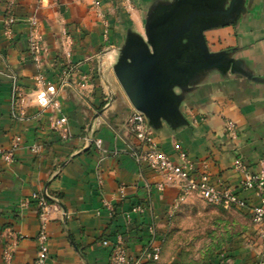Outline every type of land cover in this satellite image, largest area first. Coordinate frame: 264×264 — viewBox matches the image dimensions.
I'll return each mask as SVG.
<instances>
[{"label": "crops", "instance_id": "1", "mask_svg": "<svg viewBox=\"0 0 264 264\" xmlns=\"http://www.w3.org/2000/svg\"><path fill=\"white\" fill-rule=\"evenodd\" d=\"M170 1L0 0V149H8L13 136L21 138L13 163L0 161V264L8 228L23 236L12 264H33L41 220L32 194L50 196L43 218L45 264H109L110 248L101 241H114L117 234L135 258L153 236H171L182 210L205 203L192 192L170 217L179 190H159L162 177L134 160L130 149L137 141L128 124L134 109L112 69L127 31L143 36L150 10ZM237 11L234 22L203 32L207 51L226 63L196 72L191 85L176 90L182 97L180 117L151 130L172 161L183 150L195 163L189 178L196 179L205 163L210 184L233 187L247 202V208L229 210L239 235L218 254V264H260L264 248L249 212L257 199L236 188L241 174L232 165L239 157L254 173L264 157V0H240ZM28 19L38 23L40 68L28 53ZM38 73L54 85L66 79L59 111L29 101ZM14 78L27 97L24 117L15 110ZM60 116L67 119L65 138L49 127ZM228 120L235 125V139L225 131ZM33 143L42 147L39 154L30 150ZM142 264H178V259L167 243L157 262Z\"/></svg>", "mask_w": 264, "mask_h": 264}, {"label": "built area", "instance_id": "2", "mask_svg": "<svg viewBox=\"0 0 264 264\" xmlns=\"http://www.w3.org/2000/svg\"><path fill=\"white\" fill-rule=\"evenodd\" d=\"M14 1L11 0V4ZM27 22L29 24L27 39L28 53L35 65L40 68L43 48L38 23L35 19H28ZM13 23L14 19L9 15L5 24L10 28ZM34 81L36 88L32 91V98L29 101L40 109H51L54 112L59 111L60 103L58 95L60 90L67 85L66 79L62 78L57 85H54L46 81L42 73H38ZM12 93L16 113L24 117L28 101L27 97L22 94L15 78L12 83ZM128 124L137 141L136 147L130 149L134 160L139 164L146 165L151 171L162 177V181L157 185L159 190L164 189L166 186H174L179 190L177 202L170 213V217L177 208V205L192 192H196L202 200L213 206L223 208L248 207L247 202L237 196L235 188L226 185L215 187L210 184L205 163L202 164V170L197 172L196 179L189 178V174L195 169V163L190 160L187 153L183 150H178V161H172L153 140L152 130L147 125L142 113L134 110L128 119ZM49 127L61 133L64 138L67 136V119L64 116L52 119ZM225 131L231 139L237 137L235 125L230 120L225 122ZM94 144L98 149L101 148V140H95ZM20 145V136H13L9 148L6 150L0 149V161L4 165L12 164L14 154ZM41 148L38 143H33L30 146V150L35 154H39L42 150ZM257 165L258 170L251 173L246 164L239 157H235L232 166L236 172L241 174V179L236 188L240 191L253 193L257 199V203L249 207V212L251 223L256 228L257 236L261 240L264 248V157L258 160ZM32 198L36 201L38 216L41 220L39 232L35 237L37 249L33 264H45L48 259V232L45 228L43 218L51 206L50 196L47 193L32 194ZM25 204L26 202L23 203V205ZM104 205L110 209L108 203H104ZM133 210L142 211V208L135 206ZM21 239H23V236L20 232L13 231L10 228L6 229L5 239L2 243V264H12L14 251ZM101 244L110 248L109 264H142L144 262H155L158 261L161 250V239H157L155 236L152 237L145 249L135 258L128 256L122 237L119 234L116 235L114 241L105 239L101 241ZM260 264H264V250Z\"/></svg>", "mask_w": 264, "mask_h": 264}, {"label": "water", "instance_id": "3", "mask_svg": "<svg viewBox=\"0 0 264 264\" xmlns=\"http://www.w3.org/2000/svg\"><path fill=\"white\" fill-rule=\"evenodd\" d=\"M239 2L172 0L150 10L143 36L127 31L112 69L132 108L144 115L150 129L180 117L182 97L176 90L186 89L196 72L220 59L207 51L203 32L234 22ZM219 62L225 64L226 59Z\"/></svg>", "mask_w": 264, "mask_h": 264}, {"label": "rangeland", "instance_id": "4", "mask_svg": "<svg viewBox=\"0 0 264 264\" xmlns=\"http://www.w3.org/2000/svg\"><path fill=\"white\" fill-rule=\"evenodd\" d=\"M230 208L205 201L182 210L167 240L171 257H176L178 264H208L213 256L217 257L230 244L226 243L239 235Z\"/></svg>", "mask_w": 264, "mask_h": 264}, {"label": "trees", "instance_id": "5", "mask_svg": "<svg viewBox=\"0 0 264 264\" xmlns=\"http://www.w3.org/2000/svg\"><path fill=\"white\" fill-rule=\"evenodd\" d=\"M173 217V216H172ZM170 236V234H168V235H166V236H163L162 238H161V250H160V256H161V253H162V251L164 250V248H165V246L167 245V240H168V237ZM232 241V240H231ZM231 241H229L228 243H226V244H229V243H231ZM160 256H159V259H160ZM215 256H213L212 258H211V260H210V262L208 263V264H218V262L220 261V260H218V258L217 257H215ZM158 259V260H159ZM155 262H157V261H155ZM155 262H147V263H155Z\"/></svg>", "mask_w": 264, "mask_h": 264}, {"label": "flooded vegetation", "instance_id": "6", "mask_svg": "<svg viewBox=\"0 0 264 264\" xmlns=\"http://www.w3.org/2000/svg\"><path fill=\"white\" fill-rule=\"evenodd\" d=\"M218 19H221V18H218ZM210 21H214V20H210Z\"/></svg>", "mask_w": 264, "mask_h": 264}]
</instances>
